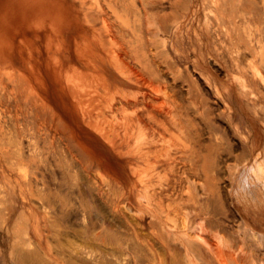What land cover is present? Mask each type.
I'll list each match as a JSON object with an SVG mask.
<instances>
[{
    "label": "bare ground",
    "instance_id": "6f19581e",
    "mask_svg": "<svg viewBox=\"0 0 264 264\" xmlns=\"http://www.w3.org/2000/svg\"><path fill=\"white\" fill-rule=\"evenodd\" d=\"M208 1L176 0L168 10L164 0H0V98L13 83L17 97L47 108L45 92L54 84L80 126L124 160L122 178L109 169L95 174L122 217L136 210L121 235L94 236L114 246L119 263L264 264V233L214 226L209 210L221 179L264 187V145L254 139L224 170L221 158L231 147L215 135L220 126L208 92L198 85L205 98L188 105L176 87L182 61L203 70L215 53L230 56L246 86L249 53L264 63V0Z\"/></svg>",
    "mask_w": 264,
    "mask_h": 264
},
{
    "label": "rangeland",
    "instance_id": "374dc122",
    "mask_svg": "<svg viewBox=\"0 0 264 264\" xmlns=\"http://www.w3.org/2000/svg\"><path fill=\"white\" fill-rule=\"evenodd\" d=\"M174 1L164 0L168 10ZM182 1L188 5L193 0ZM194 1L198 4L200 0ZM204 8L202 17L208 11ZM252 52L246 65V86L239 82L242 73L226 53L207 55L202 61L203 70L191 62L180 64L183 74L176 87L183 101L190 105L191 101L205 96L214 106L215 122L220 126L215 135L231 147L227 146L231 150L221 158L224 170L226 164L250 152L254 139L264 145V63L262 55ZM15 66L19 68V63L15 62ZM191 79L195 84L189 93ZM170 80L173 81L171 77ZM198 85L209 97L200 95ZM49 86L45 92L47 108L33 105L23 95L17 97V85L13 83L6 87L10 96L0 98V264H122L119 253L110 250L114 246L94 236L100 233L107 237L117 231L116 235H121L126 224L135 219L136 210L128 207L126 219L122 217L114 207V194L99 191L95 174L109 169L114 176L122 178L124 160L81 127L79 118L70 111L68 97L56 91L54 84ZM190 112L197 121L202 119L193 107ZM208 135L204 136L207 141ZM222 180L217 183L213 203L209 205L211 215L218 222L214 226L236 232L249 225L264 233V187L252 179L244 184L237 180L234 185ZM260 243L263 248L264 241ZM158 251L165 255L164 250L158 248ZM181 255V259L185 257L184 253Z\"/></svg>",
    "mask_w": 264,
    "mask_h": 264
}]
</instances>
